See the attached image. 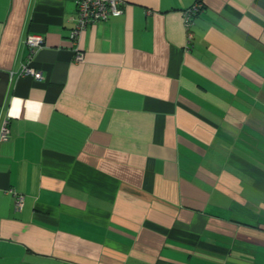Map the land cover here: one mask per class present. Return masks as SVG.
I'll list each match as a JSON object with an SVG mask.
<instances>
[{
    "label": "crops",
    "instance_id": "crops-1",
    "mask_svg": "<svg viewBox=\"0 0 264 264\" xmlns=\"http://www.w3.org/2000/svg\"><path fill=\"white\" fill-rule=\"evenodd\" d=\"M202 1L187 48L197 0H119L76 63L75 0H0V264H264V0Z\"/></svg>",
    "mask_w": 264,
    "mask_h": 264
},
{
    "label": "built area",
    "instance_id": "built-area-1",
    "mask_svg": "<svg viewBox=\"0 0 264 264\" xmlns=\"http://www.w3.org/2000/svg\"><path fill=\"white\" fill-rule=\"evenodd\" d=\"M77 7V14L75 18V25L70 32V40L74 48V59L76 63H83L85 59V54L79 47V41L86 28L89 25H94L101 21H106L112 16H116L121 13L122 9L119 6V0H75ZM204 7L202 0H197V2L185 12V27L187 28V48L191 47L192 40L194 38L192 27V17ZM26 46L28 47V60H32L36 51L43 44V37L37 34L29 35L26 39ZM22 74L33 76L37 79H41L39 72L35 71L33 68L25 65ZM9 133V119L6 118L1 126V136L2 138L7 137ZM9 193L13 194L17 207H21L24 195L15 192L14 190H9Z\"/></svg>",
    "mask_w": 264,
    "mask_h": 264
},
{
    "label": "water",
    "instance_id": "water-1",
    "mask_svg": "<svg viewBox=\"0 0 264 264\" xmlns=\"http://www.w3.org/2000/svg\"><path fill=\"white\" fill-rule=\"evenodd\" d=\"M8 81L9 74L0 72V107H2L4 103Z\"/></svg>",
    "mask_w": 264,
    "mask_h": 264
}]
</instances>
